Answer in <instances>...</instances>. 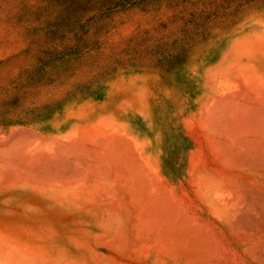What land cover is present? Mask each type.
<instances>
[{
    "label": "bare ground",
    "instance_id": "1",
    "mask_svg": "<svg viewBox=\"0 0 264 264\" xmlns=\"http://www.w3.org/2000/svg\"><path fill=\"white\" fill-rule=\"evenodd\" d=\"M216 44L0 133V264H264V9Z\"/></svg>",
    "mask_w": 264,
    "mask_h": 264
},
{
    "label": "rangeland",
    "instance_id": "2",
    "mask_svg": "<svg viewBox=\"0 0 264 264\" xmlns=\"http://www.w3.org/2000/svg\"><path fill=\"white\" fill-rule=\"evenodd\" d=\"M263 9L264 0H0V133L62 121L72 103L116 101L141 77L168 84Z\"/></svg>",
    "mask_w": 264,
    "mask_h": 264
}]
</instances>
